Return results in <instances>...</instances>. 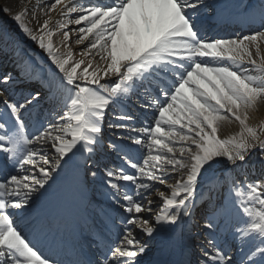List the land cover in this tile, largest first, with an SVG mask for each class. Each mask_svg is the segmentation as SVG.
Wrapping results in <instances>:
<instances>
[{
	"label": "snow or ice",
	"instance_id": "1",
	"mask_svg": "<svg viewBox=\"0 0 264 264\" xmlns=\"http://www.w3.org/2000/svg\"><path fill=\"white\" fill-rule=\"evenodd\" d=\"M42 7L0 28V264H264V0Z\"/></svg>",
	"mask_w": 264,
	"mask_h": 264
},
{
	"label": "bare ground",
	"instance_id": "2",
	"mask_svg": "<svg viewBox=\"0 0 264 264\" xmlns=\"http://www.w3.org/2000/svg\"><path fill=\"white\" fill-rule=\"evenodd\" d=\"M51 2H52V0H0V9L1 10H6L7 12L11 13L10 14V17L12 18L11 21H15L14 17L17 14H20V13L24 12L25 9H27V13L24 16V19L26 20V27H28L30 30L33 31L34 28H37L39 26L40 22H42L43 20L47 19V17H45L43 15V12L47 8L46 7H42L41 9L36 10L34 12L33 11L34 5L40 4L41 6H44V5H47V4L51 3ZM56 11L51 13V14H49L51 18L53 17L54 13H57ZM58 15H59V13H58ZM58 18H63V17L59 15ZM58 18H57V20H58ZM0 22L2 24H5V23L7 24L8 23L7 21H4L3 19H1ZM71 36H72L73 40L76 38V36L74 34H71ZM60 43H61V38L55 44L57 46H60ZM86 43H87V41H85V44ZM83 47H84V45H73V47H72L73 52L77 53L75 55V57H74L75 59H80L81 58L79 56L77 50L78 49H82ZM30 48L31 47H29V49ZM31 52L34 55H41L40 53L34 52L32 48H31ZM252 116H253V119H251L249 121L250 123L252 121H255V120H258V119H264V118H262V117H264V107H261L259 109V111H254L252 113ZM239 132H240V126L238 125V123H225V124L222 125V127L220 129L219 135H220L221 138H229L230 136L235 135V134H237ZM0 178H3V174L2 173L0 174ZM79 211H80V209H78V208H74L73 209L74 213L79 212Z\"/></svg>",
	"mask_w": 264,
	"mask_h": 264
},
{
	"label": "rangeland",
	"instance_id": "3",
	"mask_svg": "<svg viewBox=\"0 0 264 264\" xmlns=\"http://www.w3.org/2000/svg\"><path fill=\"white\" fill-rule=\"evenodd\" d=\"M56 10H57V11H56ZM56 10H55V11H56L57 13H54V15H53V17H52L51 19H52V21H53L54 23H60V22L63 21V18H58V17H59L58 13H59V11H60L59 6L57 7ZM45 11H47V9H46ZM55 11H52L51 13H53V12H55ZM51 13H50V14H51ZM10 14H11V13L7 12L6 10H1V9H0V20L3 19L4 21H7V22H8L7 24H6V23H5V24H2V23L0 22V28H2V29H6V30H9V31H11V32H13V33H16V34H19L18 31H17V28H18L17 23H16V21H11L12 18L10 17ZM57 18H58V20H57ZM23 23H24V26H26V20H25V19L23 20ZM5 25H6V26H5ZM69 27L72 28V29H75V28H77L78 26L75 25V24H71ZM36 29H37V28H34L33 31H35ZM71 34H74V35L76 36V33H75V32H72ZM60 38H61V37H60V35H59L58 32L52 37L54 43H57V41H59ZM24 43H25L26 45H28L29 47H31L35 52L40 53V54L42 55V53L40 52V50H39L35 45H33L30 41H25ZM73 45H76V44L73 43V44H72V47H73ZM78 50H79V49H78ZM78 50H77V52H78ZM25 51H26V50H25ZM26 52H29V51L27 50ZM262 54H264V48H262ZM262 118H264V117H262ZM259 120H260V119L255 120V121H252V122H254L253 124H256Z\"/></svg>",
	"mask_w": 264,
	"mask_h": 264
}]
</instances>
